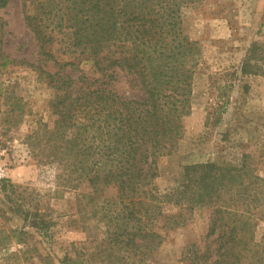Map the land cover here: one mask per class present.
Here are the masks:
<instances>
[{"label":"trees","instance_id":"16d2710c","mask_svg":"<svg viewBox=\"0 0 264 264\" xmlns=\"http://www.w3.org/2000/svg\"><path fill=\"white\" fill-rule=\"evenodd\" d=\"M10 1L0 0V9ZM204 1H61L64 15L59 21L74 29L78 44L113 40L115 48L96 61L98 77L73 78L65 72L69 63H55L59 69L53 73L44 71L47 64L39 66L54 91L50 106L55 120L52 128L43 129L55 138L43 143V161L62 167L64 186L75 180L69 188L83 187L78 198L93 204L92 212L105 228V237L89 232L90 246L72 243L58 264H126L132 258L148 264L163 242L162 229L184 224L183 209L204 206L212 210L206 239L214 238L203 248L186 246L185 261L264 264V232L256 240L257 224L264 223V178L245 156L238 165L189 166L181 184L165 192L155 185L160 158L175 152L184 135L193 76L202 58L200 42L181 31L182 18ZM26 22L48 62L56 35L40 26L36 16L27 14ZM260 48L256 42L247 51L240 65L243 76L264 75ZM14 63L0 55L1 67ZM120 72L138 95L115 90ZM170 205L180 212L168 215L164 209ZM20 210L26 223L49 234L51 224L30 221V212ZM43 262L56 264L49 254Z\"/></svg>","mask_w":264,"mask_h":264},{"label":"rangeland","instance_id":"374dc122","mask_svg":"<svg viewBox=\"0 0 264 264\" xmlns=\"http://www.w3.org/2000/svg\"><path fill=\"white\" fill-rule=\"evenodd\" d=\"M61 1L11 0L0 9V55L15 62L0 66V264H44L48 254L58 264L72 243L91 245L89 232L105 237L93 204L78 198L83 187L69 188L75 180L64 186L62 167L43 161L47 154L43 143L55 138L43 129L52 128L55 120L50 106L54 91L39 66L47 64L44 71L53 73L59 69L55 63H69L65 72L73 78L98 77L96 61L115 48L113 40L78 44L74 29L59 21L64 15ZM27 14L56 35L48 62L28 27ZM181 31L200 42L202 58L193 76L184 135L175 152L160 158L156 187L165 192L181 184L189 166L238 165L244 156L254 173L264 178V75L240 72L253 43L261 44L258 55L264 56V0H205L186 11ZM114 86L127 97L138 95L124 72ZM18 209L29 211L30 221L51 224L49 234L26 223ZM164 210L174 215L181 209L170 205ZM182 212L184 224L162 229L163 242L148 264H189L182 258L186 246L203 248L213 240L206 239L209 207ZM163 221L161 217L160 225ZM263 232L260 221L256 240ZM126 264H138L137 258Z\"/></svg>","mask_w":264,"mask_h":264},{"label":"built area","instance_id":"2783aa9c","mask_svg":"<svg viewBox=\"0 0 264 264\" xmlns=\"http://www.w3.org/2000/svg\"><path fill=\"white\" fill-rule=\"evenodd\" d=\"M1 176V175H0Z\"/></svg>","mask_w":264,"mask_h":264}]
</instances>
